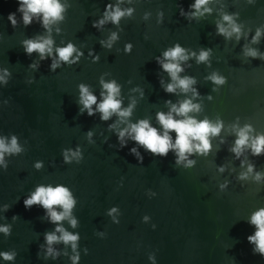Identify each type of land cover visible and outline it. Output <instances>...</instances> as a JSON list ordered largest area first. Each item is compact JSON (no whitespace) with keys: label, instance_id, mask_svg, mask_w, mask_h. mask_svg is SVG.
I'll return each mask as SVG.
<instances>
[{"label":"water","instance_id":"obj_1","mask_svg":"<svg viewBox=\"0 0 264 264\" xmlns=\"http://www.w3.org/2000/svg\"><path fill=\"white\" fill-rule=\"evenodd\" d=\"M65 2L69 7L64 20L51 26L53 48L71 42L83 56L76 64H61L53 72L49 66L55 51L51 59L41 61L37 53L26 56L21 47L22 41L49 33L35 19L25 27L16 12V0H0V70L7 68L11 73L7 85H0V136L15 135L23 149L19 155L5 157L7 170L0 168V209L10 206L7 212L0 210V225L11 226L10 236L0 233V251L16 253L14 262L0 260V264H71L69 257L74 253L62 243L53 245L60 253L55 261L44 260L42 249L37 257L44 233L56 227L39 206L24 208L23 200L39 185H63L76 200L71 214L77 226L70 227L66 220L60 225L79 234V264H152L149 256L155 264H264L247 241L255 231L249 217L264 209V178L254 179L256 173L264 174V154L253 156L245 149L237 159L230 151L237 138L233 125H250L252 136L264 134V60L243 54L245 48L264 53V0H212L207 5L211 14L191 20L179 15L178 6L188 11L193 0H123L121 9H133L132 15L99 30L92 27L93 21L102 18L106 4L117 0ZM15 12L12 28L7 17ZM224 14H238L239 41L216 34ZM258 28L262 35L253 44ZM112 33L118 37L112 48L101 47L100 41ZM177 43L197 55L211 49L207 64H198L195 57L181 63L179 75L196 81L192 85L198 93L195 99L191 92L163 90L171 81L156 58ZM126 44L132 45L128 53ZM89 51L98 61L93 63ZM30 63L38 69H30ZM213 72L226 77V84L208 81ZM101 79L120 86L122 108L135 100L128 123L146 119L159 129L156 114L169 111L166 101L178 104L192 99L200 111L190 116L198 121L220 120L224 127L217 137H210L207 156L188 157L195 162L190 168L176 165L171 151L164 158L153 157L127 137L121 148L115 133L127 125L115 115L101 121L99 113L78 114V86H88L99 103ZM112 124L115 130L109 129ZM88 131L93 133L91 138ZM170 135L174 140L175 133ZM133 147L142 162L130 154ZM77 148L83 157L80 163L65 164L62 151ZM38 161L43 167L36 170ZM249 164L253 173L238 179ZM112 207L117 208L113 216L119 224L106 215ZM145 216L149 219L142 222ZM101 232L106 234L103 239Z\"/></svg>","mask_w":264,"mask_h":264},{"label":"clouds","instance_id":"obj_2","mask_svg":"<svg viewBox=\"0 0 264 264\" xmlns=\"http://www.w3.org/2000/svg\"><path fill=\"white\" fill-rule=\"evenodd\" d=\"M123 0H117L116 4L108 3L104 7L102 18L93 21L92 27L99 30L106 23L111 22L113 25H118L121 18L132 15L134 11L131 8L121 9L120 3ZM212 0H193L188 6L189 10L185 11L183 7H179V15L185 19H199L205 14H211V9L207 7ZM18 5L16 12L21 14L23 25L28 27L32 24L33 20H38L40 26L49 33L44 37L30 38L22 41L21 47L26 56H31L33 53L39 55V59L43 61L46 57L52 58L53 51H55V59L49 66V71H55L61 64H76L80 57L83 56V52L78 51L77 48L71 43H67L64 47L53 48L54 41L51 39V26L64 20V13L67 11L69 5L65 0H16ZM249 3H253V0H249ZM16 12L10 13L7 20L12 28L16 26ZM147 13L145 18H147ZM163 13H159L158 17L162 20ZM238 14H224L221 17V22L216 24V34L223 36L226 40L235 36L239 41L242 35L241 26L236 23ZM159 22V21H158ZM59 32V29H57ZM262 35V30L258 28L253 35L251 43L255 44L259 42ZM117 34L112 33L109 38L104 41H100L101 47L111 49L113 42L117 40ZM246 38V37H245ZM132 49L131 44L125 45V52L128 53ZM75 53V57H73ZM245 57L252 59L264 60V53H260L255 49L245 48L243 51ZM89 55L93 56V52L89 51ZM211 55V49H202L197 55L195 52H189L187 49L182 48L178 43L174 44L171 48L166 49L162 53V58L157 57L156 63L159 65L162 71L166 72L170 78V83L163 86L165 93H176L179 90L182 94L192 93V98L195 99L198 93L195 88L192 87L196 83L194 78L181 77L179 74L183 71L181 63L188 59L195 57L197 63H206L209 61ZM98 56H93V63L98 61ZM30 69L37 70L38 65L36 63H30L28 65ZM10 71L5 68L0 70V85H7L8 77H10ZM206 79L216 86H222L226 84V77L213 72L207 76ZM102 92L100 102L97 103V97L93 95L88 86L80 84L79 99H78V114L92 117L96 113L100 114L101 121H108L113 115H115L119 122L126 124L127 126L117 131L115 134L121 148L126 146V137L130 139L135 145L142 147L147 153H150L153 157H166L169 152L175 154L176 165L184 164L186 168H190L195 162L189 160L188 157L192 154L207 156L211 150L210 137H217L222 128L224 127L222 121L217 120L215 123L209 121L207 118L198 121L189 113H198L200 111V105L194 104L192 99H185L178 104H172L170 101H166V105H170L167 113L158 112L156 114V121L159 125V129L151 126L148 120H139L136 123H128V118L131 116L133 108L135 107V100H133L127 108H122V100L120 97V86L113 80L104 82L100 81ZM216 89L214 88L213 91ZM137 91V89H133ZM142 95V93H141ZM211 99V97H209ZM95 105V109H93ZM179 117V118H176ZM110 130L116 129V124L109 125ZM233 132L236 135L233 147L230 151L234 156L239 159L245 149H250L253 156H260L264 154V134H258L252 136L253 129L250 125H245L243 128H239L238 125L232 126ZM170 133H175V139L173 140ZM87 137L91 138L93 133L87 132ZM223 143V141H221ZM23 151L22 147L18 143V138L15 135L11 137L0 136V168L7 170V163L5 161L6 156L19 155ZM130 154L135 156L139 162H142L137 147H133L130 150ZM63 162L70 164L73 161L80 163L82 160L81 150L77 148L75 151L66 149L62 151ZM244 162H241L243 167ZM36 170L43 167V162H36L34 164ZM220 172L224 171L223 167L218 169ZM253 173V166L248 165L245 172L241 173L238 177L240 180L247 179L250 174ZM264 178V174L256 173L254 179L260 181ZM223 187V186H222ZM152 195H155L153 193ZM76 204L71 191L63 186L57 185L55 187L51 185H39L32 191L24 200L23 205L26 210L31 209L33 206H39L44 210L45 216L49 223L56 225L52 232H45L43 236V244L39 245L37 257L40 258V250L44 252L43 259L55 261L60 253L54 248V244L62 243L65 246H70L73 256L69 257L71 264H79L80 255L78 249V233H70L65 230L61 225V221H67L69 226L75 228L77 226V220L72 216V209ZM10 206L5 204L2 211L7 212ZM57 209H60L59 211ZM117 212L116 207L110 208L106 215L112 218V223L119 224L113 214ZM13 221L17 219L16 216L12 217ZM147 216L142 218V222L147 221ZM248 224L255 228L253 234L247 237L249 244L254 245L253 254L259 255L264 258V209H258L254 212L248 220ZM156 225L152 224V229L155 230ZM0 233L5 237L11 235L10 225H0ZM59 233V235H57ZM105 233H99L101 239L105 238ZM88 254L87 248L84 249V255ZM16 258L15 252L0 251V260L6 262H14ZM149 260L152 264H155V258L149 256Z\"/></svg>","mask_w":264,"mask_h":264}]
</instances>
